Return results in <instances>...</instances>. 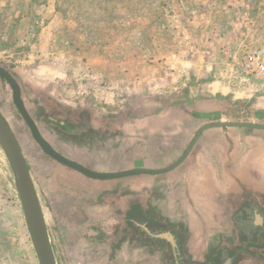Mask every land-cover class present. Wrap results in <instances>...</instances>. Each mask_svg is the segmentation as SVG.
<instances>
[{
  "label": "rangeland",
  "instance_id": "rangeland-1",
  "mask_svg": "<svg viewBox=\"0 0 264 264\" xmlns=\"http://www.w3.org/2000/svg\"><path fill=\"white\" fill-rule=\"evenodd\" d=\"M249 52L264 55V0H0V66L18 84L50 146L94 171L135 164L164 168L203 125L264 124V79L240 65ZM0 111L28 165L55 263L118 264L110 260L116 241L136 235L117 227L103 241L101 221L111 222L99 203L104 182L42 151L1 78ZM111 116L126 119L116 133L103 130ZM81 119L90 128L84 134ZM117 181L106 182L114 183L108 193L124 187ZM243 195L232 202L234 236L217 247L240 238L248 245L253 233L264 232L260 210L249 202L251 196L264 202V195ZM145 242L151 254L128 247L121 263L131 257L137 264H193L180 245L172 251L165 240L136 238L137 246ZM0 264H39L1 146Z\"/></svg>",
  "mask_w": 264,
  "mask_h": 264
},
{
  "label": "crops",
  "instance_id": "crops-1",
  "mask_svg": "<svg viewBox=\"0 0 264 264\" xmlns=\"http://www.w3.org/2000/svg\"><path fill=\"white\" fill-rule=\"evenodd\" d=\"M179 164L187 166L185 165L184 170L176 171ZM179 164L177 168L158 174H136L99 180L104 182V191L100 193H103V197L101 196L99 203L110 213L111 220L101 221L104 226V242L114 237L117 227L121 228L122 232L126 228L131 232L130 223L126 222L127 213L135 217L141 208L144 217L139 216V220H144L146 225L147 218L152 217L151 209H154L163 220L187 230L184 247L189 260L193 264L206 263L210 250L216 248L221 239L234 236V199L237 200L246 192L264 195V130L244 132L239 129L208 127L201 131ZM134 168L160 169L135 164L132 167H101L97 170L116 172ZM162 175L169 177L157 179V176ZM117 180H120L124 187L108 193L107 190L111 189L114 183L106 185V182H118ZM88 216L93 217L96 214L88 211ZM171 236L172 243L176 242L173 247L178 248L176 235L173 233ZM116 242L118 243L114 246L110 260H116L118 264H122L121 254L128 247L134 251L137 247L144 251L149 249V254L152 251V246L146 243L137 246L136 238L131 236H120ZM160 251L159 248L155 250ZM228 259L225 258L224 262ZM128 260L127 264H137L131 257ZM237 264L252 262L243 260Z\"/></svg>",
  "mask_w": 264,
  "mask_h": 264
},
{
  "label": "water",
  "instance_id": "water-1",
  "mask_svg": "<svg viewBox=\"0 0 264 264\" xmlns=\"http://www.w3.org/2000/svg\"><path fill=\"white\" fill-rule=\"evenodd\" d=\"M0 78L2 80H5L9 84L12 90L13 103L17 108L18 112L20 113V115L22 116V118L24 119L25 123L29 127L33 139L37 142V144L40 146L42 151L53 160L59 162L60 164L68 168H71L85 175L88 178L96 179V180L114 179V178H120L123 176H130L136 174H158L171 170L174 167H176L186 157L192 145L194 144L195 140L200 135L201 131L208 127H213V126L225 127L231 124H236V125H243V126L264 129V124H258V123H230L227 121L214 122L199 127L196 130L193 138L187 145L184 152L180 155V157H178V159H176L173 163H171L167 167L160 169L134 168V169H127L116 172L94 171L83 166L82 164L76 161L68 159L67 157L59 154L56 150H54L50 146V144L42 137L34 121L28 114L24 106V103L21 99L20 88L18 84L10 75V73L1 66H0ZM0 146L3 149L4 154L12 170L15 188L19 195V199L23 210L25 224L38 263L56 264L48 235L47 226L34 188L32 178L30 176L28 165L26 163L24 154L17 142V139L14 133L12 132L8 122L2 115L1 111H0ZM223 264H231V262L228 259Z\"/></svg>",
  "mask_w": 264,
  "mask_h": 264
},
{
  "label": "trees",
  "instance_id": "trees-1",
  "mask_svg": "<svg viewBox=\"0 0 264 264\" xmlns=\"http://www.w3.org/2000/svg\"><path fill=\"white\" fill-rule=\"evenodd\" d=\"M83 112H85V110H83ZM125 121H126V119L124 118V116H122V117L121 116H111L106 120V123L103 126V130L109 131L110 133H116V132H118V129L120 128L122 123ZM56 122L58 125L62 126V123H63L62 120H58ZM80 122L82 124L86 125V126L83 125V129H86L85 131H82V134H84L87 132V129H90L87 125L88 121L81 119ZM68 129L69 128H67V130ZM243 196H241V197H243ZM249 199H250L249 202L251 201L252 203H254L255 206H257L259 208L260 216L262 218L261 221L263 222L264 221V212H263L264 202H260L257 199H254V196H251ZM261 206H263V207H261ZM136 214H137L136 216L144 217V213L141 210V208H139V211H137ZM151 216H152L151 219L147 218L148 223H146V225H144L145 221L142 219H141L142 222L138 223V225L140 227L138 229L136 228L134 231L136 238L137 239L138 238L139 239L145 238L147 240L150 239L151 241L154 238H157L161 241L165 240L168 243V246H170V248H172L174 244L176 246V242L173 244V243L168 242L165 238L160 237L165 230L168 231V233L171 231L170 233L171 234L174 233L178 239V241H177L178 246L180 245V247L183 250H185V252H186V249L184 247V243H185L186 236H187V230L186 229L182 230L180 226L163 220V218L160 215H158L156 212L155 213L152 212ZM126 217L129 221L130 219H132L133 214L127 213ZM163 222H165L168 227H166L165 223H163ZM140 224H142V225H140ZM262 224H264V223H262ZM262 224L260 223L258 225L259 228H261ZM131 227H132V225H131ZM155 228L159 229V231H155ZM175 231H177V233ZM239 233L240 232L238 231V236H239ZM253 234L254 235L251 234L253 237L249 240L248 245H245V241H246L245 239L240 238L239 240H236V241L232 242L231 244L223 243L219 247L210 250L208 257H207V260H206L207 262L204 264H221V262L223 264L224 259H223V261H220L221 257H223V256H225V258H229L231 264H237V263H239L243 260H246V259L264 262V253L261 252L264 250L263 249L264 248V232H262V233L255 232ZM261 240H263V242Z\"/></svg>",
  "mask_w": 264,
  "mask_h": 264
},
{
  "label": "built area",
  "instance_id": "built-area-1",
  "mask_svg": "<svg viewBox=\"0 0 264 264\" xmlns=\"http://www.w3.org/2000/svg\"><path fill=\"white\" fill-rule=\"evenodd\" d=\"M242 70L253 77L264 79V55L259 52H249L240 61Z\"/></svg>",
  "mask_w": 264,
  "mask_h": 264
},
{
  "label": "flooded vegetation",
  "instance_id": "flooded-vegetation-1",
  "mask_svg": "<svg viewBox=\"0 0 264 264\" xmlns=\"http://www.w3.org/2000/svg\"><path fill=\"white\" fill-rule=\"evenodd\" d=\"M236 202V201H235ZM261 207H263V206H261ZM233 208V207H232ZM264 208V207H263ZM262 209V208H261ZM263 212H264V209H263ZM262 212V213H263ZM126 219H127V217H126ZM126 222H128V220H126ZM142 222V220H139V216H135V217H132V219H130L129 220V223H130V225H129V228H130V230L132 231H135V229L137 228H139L140 226L138 225V223H141ZM131 225H132V227H131ZM141 225V224H140ZM155 231H159V229H157V228H155ZM171 232V231H170ZM169 232V233H170ZM166 230L162 233V235L160 236V237H162V238H165L168 242H170V243H172V240H173V238H172V236H171V233L169 234ZM263 242V241H262ZM174 243V242H173ZM179 247V246H178ZM177 248L176 247H174L173 248V250L172 251H174V250H176ZM220 262V261H219ZM221 264H222V262H221Z\"/></svg>",
  "mask_w": 264,
  "mask_h": 264
}]
</instances>
